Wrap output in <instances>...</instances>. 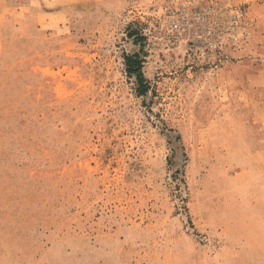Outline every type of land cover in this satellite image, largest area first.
<instances>
[{"label":"rangeland","instance_id":"obj_1","mask_svg":"<svg viewBox=\"0 0 264 264\" xmlns=\"http://www.w3.org/2000/svg\"><path fill=\"white\" fill-rule=\"evenodd\" d=\"M0 264H264V0H0Z\"/></svg>","mask_w":264,"mask_h":264}]
</instances>
